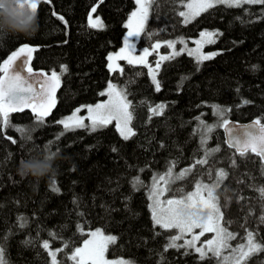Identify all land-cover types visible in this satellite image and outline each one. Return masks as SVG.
Wrapping results in <instances>:
<instances>
[{
    "label": "trees",
    "instance_id": "trees-1",
    "mask_svg": "<svg viewBox=\"0 0 264 264\" xmlns=\"http://www.w3.org/2000/svg\"><path fill=\"white\" fill-rule=\"evenodd\" d=\"M186 3L187 0H155L146 32L154 28L159 32L156 38L162 37L156 39L159 42L182 38L185 44L177 43L176 51L194 50V42L202 32H216L215 42L205 43L201 51L205 55L218 54L198 62L195 54L183 51L173 59L160 61L156 72L160 91L155 90L144 65L118 61L123 73L110 72L108 68L109 54L124 45L125 25L137 7L135 0H41L37 9L39 28L34 35L0 33V66L21 46L36 45L32 66L49 73L55 70L61 77L56 105L43 125L28 110L10 115L12 125L31 129V139L16 127L0 131V245L6 249L8 264H51L48 251L42 247L45 240L50 250L69 243L70 247L58 256L63 264H74L67 256L96 229L118 237L105 253V258L113 261L216 264L214 257L200 260V254L191 249L170 248L164 252L168 237L176 230L153 228L148 192L152 177L165 173L173 162L178 175L205 158L206 148L218 146L221 150L207 157L208 164L196 165L189 178L177 179L181 181L174 188L180 192L177 185L185 182L186 188L192 187L193 171L200 176L210 165L214 180L216 172L223 168L228 176L217 194L224 218L231 221L226 227L237 238L246 230H254L257 241H264V223L259 222L264 202L257 191L264 186V160L251 152L240 157L226 143L222 127L215 128L206 145L201 146L196 119L215 125L219 118L212 106L216 105L230 109L225 113L228 120L259 118L264 122V5H216L185 24L178 13L186 10ZM90 13L93 20L99 17L103 22L102 29L89 26ZM150 52L147 62L155 68L156 64L149 60L154 58L156 63L160 56L170 55L172 49L164 43L162 50ZM62 66L67 67L66 72H62ZM113 77L127 89L134 105L132 125L136 135L124 140L114 123L95 132L88 128L64 131L57 121L78 107L85 109L102 99L100 93ZM245 100L251 103L245 104ZM158 104L167 107L162 115L153 116L149 108ZM13 139L16 143H12ZM37 152L59 154L55 173L39 181L21 178L16 172L19 162ZM137 176L145 185L138 190L131 183ZM53 181L60 189L58 193L51 190ZM225 189L229 201L221 194ZM20 216L28 218L26 227H20ZM78 224L84 234L78 231ZM50 232L56 234L55 238ZM235 241H229L232 247ZM243 264H264V251L254 253Z\"/></svg>",
    "mask_w": 264,
    "mask_h": 264
},
{
    "label": "snow or ice",
    "instance_id": "snow-or-ice-1",
    "mask_svg": "<svg viewBox=\"0 0 264 264\" xmlns=\"http://www.w3.org/2000/svg\"><path fill=\"white\" fill-rule=\"evenodd\" d=\"M44 2H50V0H44ZM40 3L41 0H24V4L34 13L37 12ZM135 3L138 7L131 13L128 23L125 25L129 30L124 39V46L119 52L109 54L107 57L110 62L108 64L110 72L123 73L124 69L116 61L123 60L128 65H144L149 69L155 90L160 91V82L156 78V72L160 68V61L173 59L183 51H187L190 56L195 54L198 62L211 60L218 54L210 53L205 55L202 53L201 48L203 45L205 43H214L215 40L213 37L217 35L216 32H202L200 34L201 39L194 42L197 45L194 50L182 48L180 51H176L177 43L185 44L182 38L178 41L164 42L168 48L172 49V52L170 55L160 56L159 61L156 62V67L152 68L147 62V57L151 55L149 48L142 49V53L137 55L134 41L144 33L145 26L149 20L150 8L155 3V0H135ZM24 4H21V7ZM216 5H225L229 8H243L245 5H264V0H190L185 5L187 11H180L178 14L184 18L183 22L187 24L202 12ZM91 12H96V7H93ZM59 19L63 20V17H59ZM89 26L102 29L104 24L99 17L93 20L90 13ZM161 46V43L157 42L152 45V49L156 50ZM37 50V48L25 44L13 52L3 62V65L0 66V72L3 73V76H0V124H2L0 131L9 127H16V131L23 133L26 139H31V129L12 125L10 115L12 113L23 112L25 109H31L35 120L39 125H43L45 117L51 114L52 109L56 105L55 94L61 82L60 74L55 70L51 71L50 75L43 72H33L30 62L32 60V53ZM21 60L23 67L20 70H16L17 61ZM66 71L67 67L62 66V72ZM21 73H26V76ZM34 77L35 79H33ZM100 95L107 96L108 100L96 103L94 106H86L87 116L79 115L83 110V107H81L77 108L72 115L57 121V123L63 125L64 131L74 130L76 128H88L90 131L95 132L115 121V127L124 140L135 136L136 133L131 127L134 116V105L128 99L129 93L127 89L109 82L107 90L101 92ZM244 103L248 104L251 102L245 100ZM166 107L167 105L165 104H158L155 107H150L149 111L153 116H160L164 113ZM212 107L216 110V115L219 118L215 125L205 123L200 117L196 118L199 121L198 131L201 136V146L206 145L209 134L213 133L215 128L222 127L230 137L228 146L234 148L240 157H246L251 152L264 159V123L258 118L251 125L237 128L225 118V113L230 111V109H221L216 105ZM85 119L90 121V124L86 125L84 123ZM149 119H151V116ZM60 135H63V132ZM12 143H16V141L13 139ZM220 150L219 146L214 149L206 148L204 152L205 158L196 160L192 167L182 170L178 176L173 175V167L175 164L173 162L172 166L165 173L152 177L149 191V200L152 203L149 204V208L153 228L155 229L158 226L160 229L166 231L172 229L178 230L177 234L168 237V242L164 246V252H167L170 248L177 250L181 248L191 249L200 254V260L209 258L210 253L211 257L217 259L218 264H242V262H245L254 253L264 251V241H257V234L254 230H246V236L243 238L246 243H239L236 247H232L229 243V241L237 239V234L230 232L224 226V224H230L231 221H224V224L221 223L223 221V213L221 212L217 190L220 189L223 181L228 176L227 171L223 168L216 172L214 180L211 172L208 173L210 183H203L198 180L195 183L194 191L183 192V189H180V197L174 198L177 192V189L173 187L175 181L177 179H184L192 172L196 165L208 164L207 157L212 156ZM112 151L115 152L117 149L114 147ZM52 154L54 155L55 153ZM231 163L233 167H236L235 159H232ZM262 174H264V166H262ZM131 183L133 188L137 190L145 186L139 176L134 177ZM51 190L57 193L60 191L54 181L51 185ZM257 191L259 192L261 202H264V186L257 188ZM226 192L227 189L221 194L224 195L226 201H229L230 197L227 196ZM166 194H172L173 198L162 199ZM224 207H227V203H225ZM262 211H264V203H262ZM18 221L20 227L23 228L27 226L28 218L20 216L18 217ZM259 222L264 223V214L259 217ZM77 229L81 234H84V228L81 225L78 224ZM194 229H199V233L193 234ZM205 233H215V235L211 239L203 242L200 247H197V242L200 241V238ZM155 234L160 235L159 232ZM187 234H192L191 239L185 238ZM49 235L53 238L56 236L55 233L51 232ZM89 235L91 239H85L82 246L74 247L71 254L67 256L74 264H135L131 260L119 259L108 261L105 258L108 246L115 244L118 237L105 235L101 229L91 231ZM4 239H7V237H4ZM181 240H183V243H177ZM26 243H31V241H26ZM42 247L48 251L51 264H63L62 261L57 259V255L59 252H63L64 249L69 248L70 245L66 242L64 248L50 250V243L48 240H45L42 243ZM5 251L6 249L0 245V264H8ZM225 251H228V255L224 254ZM184 254L188 255L189 253L186 251Z\"/></svg>",
    "mask_w": 264,
    "mask_h": 264
},
{
    "label": "clouds",
    "instance_id": "clouds-1",
    "mask_svg": "<svg viewBox=\"0 0 264 264\" xmlns=\"http://www.w3.org/2000/svg\"><path fill=\"white\" fill-rule=\"evenodd\" d=\"M21 4H24V0H0V33L22 34L26 37L36 33L39 28L38 13L32 12L26 4L21 7ZM58 158V153L37 152L22 159L16 172L21 178L32 177L39 181L55 173L54 164Z\"/></svg>",
    "mask_w": 264,
    "mask_h": 264
},
{
    "label": "rangeland",
    "instance_id": "rangeland-1",
    "mask_svg": "<svg viewBox=\"0 0 264 264\" xmlns=\"http://www.w3.org/2000/svg\"><path fill=\"white\" fill-rule=\"evenodd\" d=\"M188 2H190V0H187V3ZM186 3V4H187ZM138 7V6H137ZM136 7V8H137ZM136 8H135V10H136ZM151 9H152V7L150 8V12H151ZM134 10V11H135ZM185 11H187V9L185 10ZM150 15V14H149ZM93 19H94V17H92ZM129 20V19H128ZM128 23V22H127ZM147 24H148V22H147ZM147 24H146V26H145V31H144V33L138 38V39H136L135 41H134V43H135V46H136V54L137 55H139V54H141L142 53V50H140V49H144V48H149V50H153L152 48H150V43H152V42H154L155 41V43H157V42H159V41H157L156 39H161L162 37H157L156 38V34H159V32H157L154 28L151 30V32L150 33H148V32H146L147 30H146V27H147ZM128 30L129 29H127V32H128ZM127 32H126V36H127ZM210 32V31H209ZM125 36V37H126ZM155 38V39H154ZM198 39H201V36L200 37H198ZM175 41V40H174ZM154 43V44H155ZM159 43H161V45L163 46V44H164V41H160ZM124 46V45H123ZM122 46V47H123ZM162 46L159 48V50H162ZM121 47V48H122ZM195 47V46H194ZM120 48V49H121ZM119 49V50H120ZM163 49H166V48H164L163 47ZM196 49V48H195ZM119 50H117L116 52H113L112 54H114V53H117V52H119ZM154 51H156V50H154ZM160 54H162V51L160 52ZM159 57V56H158ZM153 59L154 58H151L149 61L151 62V64L152 65H155L156 63L153 61ZM148 60V59H147ZM122 62H125V61H123V60H121ZM118 61H116V63H117ZM116 73H118V72H116ZM109 82H111V83H114V84H116L118 87H121V88H125L123 85H121L119 82H118V80H116V78H112ZM108 82V83H109ZM108 85V84H107ZM107 90V86L105 87V89H104V91H106ZM129 99V98H128ZM108 100V97L107 96H104L102 99H100V100H98L97 102H95V103H92V104H90L91 106H94L96 103H100V102H105V101H107ZM90 105H88V106H90ZM78 108H81V107H78ZM77 109V108H76ZM76 109H74V110H72V113L76 110ZM72 113H69V114H67L66 115V117L65 118H67L68 116H70V115H72ZM79 115H81V116H87V108H85V109H83L80 113H79ZM84 123L86 124V125H88V124H90V121H88L87 119H85V121H84ZM113 123L115 124V121H113ZM131 127L134 129V127H133V125H132V123H131ZM175 170H173V174H175V173H177V172H174ZM209 172H211L212 173V167L209 165L208 166V168L207 169H205L204 170V172H203V174L202 175H200V176H196L195 175V172L193 171V180H192V182H193V186L192 187H188V188H186L185 187V184H187V182H185V183H183L184 185H177V188H180V189H183V192H189V191H194L195 190V183H196V181H198V180H201L203 183H210V181L208 180V173ZM174 176H178L177 174H175ZM187 177L189 178V174L187 175ZM198 177H199V179H198ZM205 177V178H204ZM195 178H196V180H195ZM182 180V179H181ZM181 180H176L175 181V183L176 182H178V181H181ZM209 181V182H208ZM175 185V184H174ZM174 185H173V187H174ZM184 187V188H183ZM149 191H150V189H149ZM180 195H181V192H176V194H175V197L174 198H179L180 197ZM205 195H206V193H205ZM148 196H149V192H148ZM166 198H173L172 197V194H166L165 195V197H162V199H166ZM149 202L150 203H152V201H150L149 200ZM222 212V211H221ZM224 221H227V219L226 218H224V216H223V221H221V223L222 224H224ZM224 226L226 227V224H224ZM176 230V229H175ZM178 233V230H176V234ZM199 233V229H194L193 230V234H198ZM246 232L244 233V234H241V236L239 237V238H237L236 239V241H235V243H236V245H235V247L237 246V244H239V243H246V241L243 239L246 235ZM191 235L192 234H187L186 236H185V238L186 239H191ZM215 235V233H205V235L203 236V237H201L200 238V241L199 242H197V247H200L201 246V244L203 243V242H205L207 239H211L213 236ZM85 239H91V237L89 236V237H86ZM182 243H183V241H182ZM83 245V244H82ZM81 245V246H82ZM53 250H56V249H53ZM225 255H228V251H225V253H224ZM209 256H211V254L209 253ZM59 258V259H58ZM57 259L60 261V257L57 255ZM108 261H113V260H111V259H109V258H106ZM214 259H216V258H214ZM216 264H218V262H217V259H216ZM242 264H243V262H242Z\"/></svg>",
    "mask_w": 264,
    "mask_h": 264
},
{
    "label": "water",
    "instance_id": "water-1",
    "mask_svg": "<svg viewBox=\"0 0 264 264\" xmlns=\"http://www.w3.org/2000/svg\"><path fill=\"white\" fill-rule=\"evenodd\" d=\"M31 47L38 48V46H36V45H31ZM34 54H35V52L32 53V60H31V62H30V66L32 67L33 72H34V73H41V72H43V73H46V74L50 75L51 73L47 72L46 70H43V69H37V68H35V67L32 66V62H33V58H34ZM22 67H23V62H22V60H21V61H17V69H16V70H20V69H22ZM21 74L26 76V73H21ZM2 76H3V74H2ZM33 79H35V77H34ZM59 89H60V86H59V88L56 90V94H55L56 97H57V94H58ZM25 110L31 111V109H25ZM25 110H24V111H25ZM52 110H53V109H52ZM31 112H32V111H31ZM51 112H52V111H51ZM255 120H256V119H252V120H249V121H238V120H235V119H231V120H229V121H230V123H231L233 126H235V127H237V128H243V127H245V126L251 125ZM261 122H262V121H261ZM262 123H264V122H262ZM222 129H223V133H224V137H225L226 143L228 144V142H229V140H230V137L228 136V133L224 130V128H222ZM233 149H234V148H233ZM263 160H264V159H263Z\"/></svg>",
    "mask_w": 264,
    "mask_h": 264
}]
</instances>
